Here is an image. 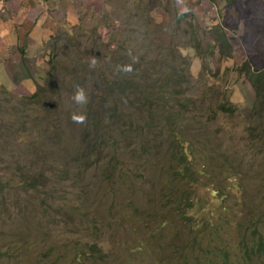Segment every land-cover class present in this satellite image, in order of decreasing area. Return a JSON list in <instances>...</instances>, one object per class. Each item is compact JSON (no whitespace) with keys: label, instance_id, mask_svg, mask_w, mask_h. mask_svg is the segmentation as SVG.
<instances>
[{"label":"rangeland","instance_id":"rangeland-1","mask_svg":"<svg viewBox=\"0 0 264 264\" xmlns=\"http://www.w3.org/2000/svg\"><path fill=\"white\" fill-rule=\"evenodd\" d=\"M255 2L79 0L57 21L45 1L33 73L3 63L21 44L0 54V264H264V92L244 67L264 69ZM220 24L232 58L209 38ZM122 76L165 81L152 129L131 109L107 133L106 82Z\"/></svg>","mask_w":264,"mask_h":264},{"label":"trees","instance_id":"trees-1","mask_svg":"<svg viewBox=\"0 0 264 264\" xmlns=\"http://www.w3.org/2000/svg\"><path fill=\"white\" fill-rule=\"evenodd\" d=\"M227 2L228 7H230V9L232 10H236V8L238 7L239 3L242 4H246L251 6L252 8H254V10L256 11V2L254 0V2H249V0H225ZM181 18H185L188 17L187 14H184L182 16H179ZM226 21V19L224 20ZM224 24V22H223ZM227 25V24H225ZM226 28L223 27V25L220 24V26H215L214 29H211L209 32V38L217 45V48L219 50V53L222 57H227V58H232V54H233V47L230 44V41L228 39V35L226 34ZM200 44V41H198ZM210 48H213L210 44L209 46ZM250 59V58H249ZM244 67L247 68L246 71L248 70L249 72V79L253 84L254 89L257 92V98H261V93L264 92V69H261L260 71L257 72H251L250 71V67H251V59L244 62ZM152 82H149L147 80H143L139 83H135L133 80L130 79H126V77L122 76L119 78H116L113 81H107L106 84L107 86L105 87V92H106V96L107 98H110L113 100V106L109 109V111L107 112V119L106 121V131L109 134L110 130H114L115 128H119L121 129L125 126L127 127V123L124 122V117L125 115H127V111L133 109L135 111L137 110H141V112L145 113V118L140 119L142 125H148L151 124V129L154 126V122L157 121V116H159V111L157 110V100L162 101L163 96L165 95L166 90L163 88L165 81H163L164 83H159L157 81V79H153L151 80ZM174 83L176 85L177 81L174 80ZM159 84V86L157 85ZM134 90L132 97L133 100L131 99L130 95H129V90ZM38 97V93H35L34 95H32L31 97H29L30 99H34ZM165 103H167L168 105L171 103L172 99L170 97L164 98ZM127 103L129 105V109L128 107L123 108L121 107L120 104L118 103ZM133 102L137 103V107L133 106ZM178 103V102H177ZM176 103V105H177ZM258 105L260 104V102H258ZM263 102H261L262 104ZM160 105V104H159ZM120 107L126 111L124 112H119L120 111ZM176 107V106H175ZM166 108V107H165ZM219 109L227 112V113H233L234 110L232 108H230L228 105H225L224 103H222L219 106ZM257 111V110H256ZM254 111V112H256ZM133 112V111H132ZM138 112V111H137ZM134 114V112H133ZM130 118L134 119V115L130 114ZM114 119L115 122H111V120ZM134 120H132L133 122ZM118 122V124L116 125V123ZM110 124L113 125L110 127ZM97 125H94V127ZM132 127V126H131ZM107 135V134H106ZM99 137H102V135H98ZM96 141L94 143H92L91 148L93 150L94 153H98L97 148L103 144V139L101 138H96ZM184 170V171H183ZM183 170L181 169L180 171V175L185 176V174H187L189 168L187 165L184 166Z\"/></svg>","mask_w":264,"mask_h":264},{"label":"crops","instance_id":"crops-1","mask_svg":"<svg viewBox=\"0 0 264 264\" xmlns=\"http://www.w3.org/2000/svg\"><path fill=\"white\" fill-rule=\"evenodd\" d=\"M45 1L56 10V14L62 11L64 17V13L72 11L73 8L70 7L72 1L79 0H0V54H3L2 50L7 52L14 44L15 48L18 44L22 45L17 48L19 51L15 54L10 53L3 62L6 67L9 65L7 72L10 71L12 77L19 74L29 77L33 73L29 68L31 62L28 49L38 46L33 38L34 26L36 29L42 28L48 20L49 15L45 13L40 19L42 11L48 5ZM57 17H59L57 21H60V14Z\"/></svg>","mask_w":264,"mask_h":264}]
</instances>
